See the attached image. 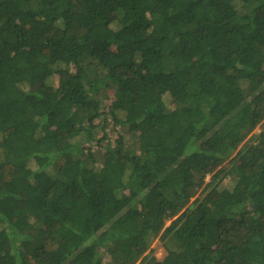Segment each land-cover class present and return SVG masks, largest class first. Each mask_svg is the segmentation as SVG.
Masks as SVG:
<instances>
[{"label": "trees", "instance_id": "obj_1", "mask_svg": "<svg viewBox=\"0 0 264 264\" xmlns=\"http://www.w3.org/2000/svg\"><path fill=\"white\" fill-rule=\"evenodd\" d=\"M137 263L264 264V0H0V264Z\"/></svg>", "mask_w": 264, "mask_h": 264}, {"label": "rangeland", "instance_id": "obj_2", "mask_svg": "<svg viewBox=\"0 0 264 264\" xmlns=\"http://www.w3.org/2000/svg\"><path fill=\"white\" fill-rule=\"evenodd\" d=\"M262 124L253 132V134H259L261 132V130L263 128ZM30 167L35 169V163L31 162ZM227 170L230 171V164L229 163L223 164L222 166L216 168L214 170V172L210 176H208V178L206 179V183L209 184L212 181L214 175L222 177V175H224ZM220 183L222 184V186L225 189H230V187L233 184V182L231 181V178L224 179V180L220 181ZM203 190H204V188L200 189L199 195L202 194ZM169 224L170 223H168V225ZM151 252H152V256L154 258H156L159 261H163L167 257V254H168L165 242L162 241L161 238L155 239L152 243L151 249H149V251H147L143 256L144 257L149 256L151 254ZM107 257H108L107 255L104 256L105 261H108V260H106ZM137 264H139V263H137Z\"/></svg>", "mask_w": 264, "mask_h": 264}, {"label": "clouds", "instance_id": "obj_3", "mask_svg": "<svg viewBox=\"0 0 264 264\" xmlns=\"http://www.w3.org/2000/svg\"><path fill=\"white\" fill-rule=\"evenodd\" d=\"M31 163V162H30ZM29 166H30V164H29Z\"/></svg>", "mask_w": 264, "mask_h": 264}]
</instances>
